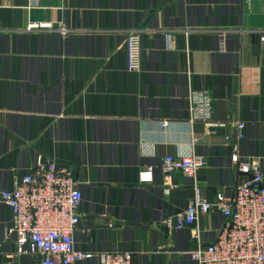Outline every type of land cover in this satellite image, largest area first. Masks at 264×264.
Segmentation results:
<instances>
[{
    "label": "crops",
    "instance_id": "1",
    "mask_svg": "<svg viewBox=\"0 0 264 264\" xmlns=\"http://www.w3.org/2000/svg\"><path fill=\"white\" fill-rule=\"evenodd\" d=\"M132 29L142 41L136 70ZM263 33L264 0H0V187L39 158L57 159L81 181L74 246L93 253L71 264H100L97 253L115 250L131 251V264H198L192 231L164 220L195 186L210 199L233 194L248 174L232 152L264 165ZM202 89L212 116L190 122L189 97ZM192 152L206 159L195 179L161 166ZM225 222L201 214L199 241ZM12 223L0 202V264H41L17 251Z\"/></svg>",
    "mask_w": 264,
    "mask_h": 264
},
{
    "label": "built area",
    "instance_id": "2",
    "mask_svg": "<svg viewBox=\"0 0 264 264\" xmlns=\"http://www.w3.org/2000/svg\"><path fill=\"white\" fill-rule=\"evenodd\" d=\"M261 38L264 40V33ZM125 42L127 67L139 69L142 56L139 29L130 30ZM189 98L188 120H209L213 112L210 92L196 90ZM159 123L165 127L169 120L161 119ZM237 124V135L242 138L245 123ZM231 160L248 174L239 181L233 194L220 190L210 199L195 186V194L185 208L164 220L168 227H188L192 231L198 245L189 256L198 264H264V165L259 160L241 157L236 151L231 153ZM205 163L203 155L192 152L166 155L161 166L166 171H180L195 179ZM152 169L149 165L141 170L140 180H151ZM80 182L71 169L59 164L57 159L39 158L31 171L17 178L13 188L0 187V202L13 212L9 230L16 235L19 253L36 254L41 264H71L93 255L74 246L73 234L81 221ZM213 211L221 212L226 222L212 242L201 243L195 223L201 214ZM97 255L100 264L132 263V252L128 250L100 251Z\"/></svg>",
    "mask_w": 264,
    "mask_h": 264
}]
</instances>
